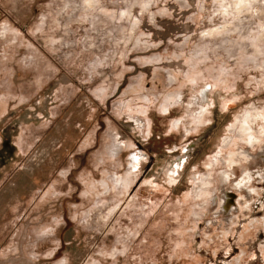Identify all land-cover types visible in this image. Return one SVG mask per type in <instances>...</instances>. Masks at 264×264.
Returning a JSON list of instances; mask_svg holds the SVG:
<instances>
[{"label": "rangeland", "instance_id": "1", "mask_svg": "<svg viewBox=\"0 0 264 264\" xmlns=\"http://www.w3.org/2000/svg\"><path fill=\"white\" fill-rule=\"evenodd\" d=\"M233 3L0 0V264H264V0Z\"/></svg>", "mask_w": 264, "mask_h": 264}, {"label": "bare ground", "instance_id": "2", "mask_svg": "<svg viewBox=\"0 0 264 264\" xmlns=\"http://www.w3.org/2000/svg\"><path fill=\"white\" fill-rule=\"evenodd\" d=\"M245 4V0H234L233 8L237 11ZM136 158V155L134 156Z\"/></svg>", "mask_w": 264, "mask_h": 264}]
</instances>
